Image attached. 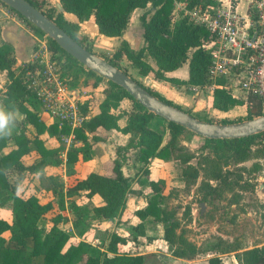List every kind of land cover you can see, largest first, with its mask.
<instances>
[{
    "label": "trees",
    "instance_id": "16d2710c",
    "mask_svg": "<svg viewBox=\"0 0 264 264\" xmlns=\"http://www.w3.org/2000/svg\"><path fill=\"white\" fill-rule=\"evenodd\" d=\"M26 1L42 11L50 19H53L75 41L92 52L85 39L78 37V24L69 22L65 19L63 13L57 12L54 8L46 10V0ZM59 1L66 13L74 14L81 22L94 16L99 32L106 37H122L128 29L134 12L143 10L140 21L143 28L144 44L138 50H134L127 42H122L113 58L106 59L117 68L121 69L118 61L122 55H126L142 77L153 73L156 79L167 81L175 86L203 88L213 83L207 75L208 67L211 63V54L203 48V42L209 36L208 32L204 28L193 25L187 18L181 17L173 23L174 0ZM184 1H188L189 7L202 2L212 3V0ZM15 13L34 31L45 36L28 20L17 12ZM49 48L50 59L61 66V75L63 77L64 67H68L69 63L73 65L72 60L69 59L71 57L52 40H50ZM12 52V48L9 45H5L0 49V71L7 72L8 76V82L5 86L4 114L9 118L8 123L14 122L16 112L24 115V120L27 124L26 128L31 126L34 128L35 134L31 138L27 136L25 131H22L15 137L16 148L7 154H2V151L8 145V138L4 133H0L1 187H9L6 178L8 171L17 169L19 171L26 170L30 174H38L45 172L49 166L56 165L58 163V155L64 149V145L59 140L60 136H68L72 132L75 139L67 153V164L70 171L69 175L73 177L72 174L74 172L72 169L81 162L91 159V142L94 138L90 139L89 134L99 129L102 131L112 128L117 129V121L121 116L116 117L110 111L118 106L122 98H129L134 102L135 107L130 114H125L128 117V121L127 127L122 132L131 134V139L125 149H138L137 157L144 167L141 170V180L138 183L142 186L143 191L151 192V197L148 198L146 206L135 212V216L140 222L133 226V230L139 236H145L144 223L148 219L161 222L164 225L163 240L169 245L171 255L178 259L190 261L200 254L213 253L216 256L210 258L208 263L224 264L219 256L234 253L238 264H264V245L241 251L239 247L221 237L209 242L206 247L197 246L185 238L177 240L176 224L172 219L165 218L164 210L161 207L160 200L162 193L166 189V182L162 178H154V171L149 167L153 159H166L170 153L169 144L163 145L165 133L150 128V123L157 117L156 115L149 113L124 89L107 81L111 88L110 92H108H112L115 95V101L113 102L112 99L109 100L107 97L100 104V108H106V113H101L91 118L83 126L74 130L67 126L59 128L57 124L48 125L36 110V106L32 105V103H37L35 96L26 89L21 78L20 72H25L32 67L22 62L20 72H18L15 65L16 62L11 58ZM148 57L155 62V67L146 61ZM73 61L80 65L76 60L73 59ZM185 64H188L189 67L188 80L166 76V73L175 71ZM82 69L87 75V79L82 86L84 89H93L95 84L105 81L104 78L87 68L82 66ZM124 72L128 74L127 71L124 70ZM89 77L94 79L95 84L90 82ZM137 82L160 100L179 107L156 90L139 81ZM216 84L225 86L227 80L217 79ZM76 86L72 85V87ZM109 96L111 97V94ZM89 103L91 104L89 101L85 102L82 106L84 114H87L90 109ZM247 103L248 120L264 114L259 98L248 96ZM243 104L244 101L234 97L231 90L224 88H216L214 90V107L220 111H228L237 105ZM200 116V114L199 116L195 115L196 118L202 121L212 122ZM165 122L172 139L177 137L181 129H185L179 125ZM222 123L227 124L228 122L223 121ZM45 134L57 138L60 145L56 148L47 147L41 138ZM194 135L205 143H216L223 147L229 145L233 148L237 163H241L252 158L251 143L255 138L264 135V133L237 140H209L196 134ZM33 149L36 153L34 161L24 164V158ZM181 163L183 165L184 190L185 193H189L199 177V170L191 164V157L189 156L182 158ZM212 177L214 180H220L221 174L218 171ZM130 186L129 179L123 174L121 160H115L110 175L91 173L84 178L75 180L74 184L67 189L66 194H64L63 190L59 192L60 203L58 211L54 208L53 202L43 204L36 194L28 196L15 195L11 202L12 221L8 222L0 217V264H144L143 255L121 252L119 245L124 243L125 239L117 233L111 235L110 242L105 250L92 245L84 239L80 241L77 239L72 240V236L69 233L71 226L73 229L78 228L83 216L81 206L73 199L74 196L100 197L103 204L96 209L97 217L102 220L112 221L124 207L126 196L130 193ZM200 189L204 191L203 197L210 202L216 203L220 197L218 185L205 184ZM13 191L16 192L15 189ZM65 196L68 198L67 200ZM1 206L0 202V209ZM67 209L71 211V218L66 214ZM189 212L190 209L188 210ZM43 220L50 222L49 230H44L40 226ZM29 241L32 242L31 254L29 257H24L22 252L26 249Z\"/></svg>",
    "mask_w": 264,
    "mask_h": 264
},
{
    "label": "rangeland",
    "instance_id": "374dc122",
    "mask_svg": "<svg viewBox=\"0 0 264 264\" xmlns=\"http://www.w3.org/2000/svg\"><path fill=\"white\" fill-rule=\"evenodd\" d=\"M51 8L47 2L45 9ZM140 14L142 15L143 11ZM0 21H8L10 29L14 31L20 29V26L17 25V22H19L31 32L32 45L35 46L37 52L43 51V41H46L45 47L49 51L51 39L34 31L20 16L2 3H0ZM69 59L72 60L73 65L69 63V68L64 67L63 77L70 86H83L87 75L83 71L82 65L74 63L75 61L72 58ZM146 61L155 67V62L151 58H146ZM23 63L27 64L26 62ZM21 64L16 66L18 72H20ZM123 69L127 71L130 77L146 85V80L134 69L128 67H123ZM20 74L22 78L24 72L22 71ZM7 82V73L4 75L0 72V87L2 88L0 89V111L3 113L5 112L4 99ZM85 89L92 93L97 91L104 96L102 101L95 99V97L91 98L93 99L90 101L91 104L103 103L107 97L109 100L115 101V95L112 92L109 93L111 88L104 81L95 85L93 89ZM110 94L111 97L109 96ZM160 94L174 105H178L182 110L194 116H199V112L193 113V109H190L191 107L186 104L187 94L184 91L178 90L173 93L168 91V93L162 92ZM36 102L32 103V105L36 106L39 114L42 117H48V114L40 109L37 100ZM94 105L90 106V108H94ZM98 111L100 112L99 114L107 112L106 108H99ZM24 119V115L16 112L14 122L8 123L4 131L8 138L6 153L16 147L15 137L22 131H25L28 137H34V128L31 126L26 128L27 124ZM150 128L163 131L165 133L163 145L169 144L170 147V153L166 159L155 158L150 162L149 167L154 171V178H162L166 182V189L161 195V207L164 210L165 218L172 219L176 224L177 240L185 238L197 246L206 247L209 242L221 237L239 247L241 251L264 244V135L252 141V158L248 161L237 163L232 147L229 145L223 147L216 143H205L187 129H181L177 137L172 139L167 123L162 118H154L150 123ZM92 138L95 141L101 140L103 137L93 136ZM97 143L96 141L92 145V150H94ZM58 144L60 145L59 141ZM137 152L138 150L131 149L130 151L126 150L125 147L118 146L115 149H110L109 147L105 149L102 171L112 173L110 172V167L113 164L112 162H114L113 157L116 160H121L123 174L129 179L131 184L130 193L126 196L124 207L112 221L102 220L97 217L96 209L103 204L100 197L74 196L73 199L81 206L83 216L78 228H72L69 231L72 240L77 238L84 239L92 245L105 250L110 242L111 235L117 233L125 239V242L119 245L121 252L136 255L145 253V264H187L185 262L170 263L172 255L169 245L163 240L164 225L161 222L148 219L144 223L145 236H139L133 230V226L140 222L135 216L136 210L145 207L148 198L151 197V192L143 191L142 186L138 183L141 180V170L144 167L138 160ZM132 155L135 157H131ZM35 156L36 153L33 149L24 158V164L31 163ZM187 156L191 157V164L199 170V177L189 193H185L184 190L183 165L181 163V159ZM60 161L59 154L58 163L52 168L53 172L47 168L37 178L31 177V175L25 176L19 172L8 174L7 177L13 185L9 184L8 188H3L0 185V202L2 204L0 217L8 221L13 218L10 215L9 203L15 195L28 196L37 194L39 189H41L40 195L45 193L41 201H46L52 197L47 195L48 191L53 193L52 202L55 205L54 208L58 211L60 203L59 192L64 189V186H72L74 184V181L68 178L70 173L68 169L65 185ZM72 171L74 172L72 175L76 177V167ZM80 171L84 172L83 175L90 174L83 166L82 170H78L79 173ZM218 171L221 174L220 180H214L212 176ZM37 181H40L41 184H38ZM205 184L219 186L220 197L216 203L210 202L203 197L204 191H201L200 188ZM13 188H15L16 192L13 191ZM202 204H204V212H202ZM189 209L190 212L188 213ZM47 224L48 221L43 220L40 226L44 230H49L48 228L50 227ZM31 247L32 242L29 241L26 249L22 252V256L29 257ZM215 256L216 254L213 253H204L188 262L190 264H209V259ZM219 257L224 264H238L234 253L223 254Z\"/></svg>",
    "mask_w": 264,
    "mask_h": 264
},
{
    "label": "built area",
    "instance_id": "2783aa9c",
    "mask_svg": "<svg viewBox=\"0 0 264 264\" xmlns=\"http://www.w3.org/2000/svg\"><path fill=\"white\" fill-rule=\"evenodd\" d=\"M174 2L173 23L187 18L208 32L203 48L211 54L209 80H227L221 88L231 90L234 97L259 98L264 113V0H212L193 7L188 1ZM45 42L43 51L27 63L32 68L24 72L22 80L52 124L74 130L87 120L82 106L90 94L68 84L61 75V66L51 61ZM63 138L70 144L75 136L72 132Z\"/></svg>",
    "mask_w": 264,
    "mask_h": 264
},
{
    "label": "crops",
    "instance_id": "0c3cea01",
    "mask_svg": "<svg viewBox=\"0 0 264 264\" xmlns=\"http://www.w3.org/2000/svg\"><path fill=\"white\" fill-rule=\"evenodd\" d=\"M50 6L54 9H56L57 12H61L59 9V6H62L60 4L59 0H46ZM143 10H137L134 12L133 17L130 20V24L128 26V29L126 30V32L124 33V35L122 37H106L104 35H102L99 32L98 26L95 23V18L94 16H91L88 20L86 21H79L78 18L74 15V14H70V13H66L61 12L64 14V17L66 20H68L69 22L72 23H76L79 25V31H78V37L79 38H83L86 41V44L90 47V49L92 50L93 53L97 54L98 56L104 58V59H108V58H113V56L116 54V52L119 50L122 42H127L129 44V46L134 49V50H138L139 48H141L144 44V37H143V28L141 26V21H140V12L142 13ZM137 13V14H136ZM136 15V16H134ZM14 21V20H13ZM17 25L20 26V29H17L18 31H15L10 29L9 27V22L8 21H0V49L5 46V45H9L12 48V55L11 58L13 60H15L16 62V66L20 65L22 62H26V63H32L35 57V54L37 53V51L35 50V46L32 45V39H31V32H29L27 30V28L23 27L19 22H17ZM18 28V27H17ZM13 32L15 34L16 39L14 40L13 43H11L6 34L8 32ZM119 66L121 67V70L123 69V67H128L130 69H134L138 74V70L133 66L132 62L126 57V55H122V57L120 58V60L118 61ZM154 67V66H153ZM124 70V69H123ZM1 72V71H0ZM2 74L5 75V73L7 72H1ZM140 75V74H139ZM167 77H172V78H178L181 80H188L189 78V67L188 64H185L184 66H182L181 68L172 71V72H168L166 73ZM90 78V77H89ZM146 80V86L156 90L159 93L162 92H167L168 91L170 93L173 92H177L179 91H184L187 95H186V104L191 107L190 109H194L196 106V103L199 99H203L205 102V106L203 108L202 111H199V114L201 115L200 117H202L203 119L206 120H210L212 122H216L219 124H223V121H227L228 123H232V122H241V121H246L248 120V103H247V97L246 96H240L238 97V99H241L244 101L243 105H237L233 108H231L228 111H220L218 109H216L214 107V90L216 88L222 89L221 85H217L216 81L213 82L212 84H209L203 88L200 87H192V86H175L172 85L171 83L167 82V81H163V80H158L154 77L153 73H150L148 76L143 77ZM86 80V79H85ZM84 80V81H85ZM90 82L95 84L94 79L91 77ZM103 81L99 82L102 83ZM105 83H108L106 80L104 81ZM97 83V84H99ZM215 83V84H214ZM95 84V85H97ZM145 85V84H144ZM109 86V84H108ZM76 87H82V85H77ZM2 89V88H1ZM86 90V89H85ZM87 91V90H86ZM88 92V91H87ZM90 94L89 99L86 102H90V100H93L91 98L95 97V99H100V101H102L104 98V96H102V93H99L97 91H93L92 92H88ZM100 104L101 103H96V105H94V103L90 104L89 106H95L94 108H90L89 111L87 112V120L89 121L91 118L97 116L100 112L97 110H99L100 108ZM135 107V104L132 100H130L129 98H122L119 101V104L117 107L112 108L110 113L114 116H121L119 118V120L117 121V129H110V130H106V131H102V130H97L92 134H89V137L92 139L93 136L97 137H103L101 140H93L91 142L92 145L95 144V142L97 141V145L94 148V150H92L91 152V159L89 161H84L81 162L80 164H78L76 166V177H70L69 175V179H71L72 181L75 182V180L77 179H81L86 177L87 175H83V171H80V173L78 172L79 169L82 170V166L84 167V169L88 172L91 173H96V174H101V175H110L111 173L106 172V171H102L103 166H102V161L104 158V154H105V149L106 148H110V149H115L117 146L118 147H126L131 139V134L129 133H123L122 130L125 129L127 127V121H128V117L125 114H130L133 109ZM42 113V112H41ZM97 114V115H96ZM41 116V114H40ZM45 119V121L47 122L48 125L52 124V121L50 120V117H43ZM156 118V117H155ZM46 146L49 148H56L59 146L58 144V139H56L55 137H51L48 134H45L44 136L41 137ZM63 136H60V142L61 144L64 145V149L59 153L60 154V168L62 171V178L64 179V183L66 185L67 182V170H68V164H67V153L68 150L71 148L74 139L72 140V142L70 144H66V142L63 140ZM55 143H57L55 145ZM16 148V147H15ZM13 148V149H15ZM6 149V148H5ZM5 149L3 150V154H7L9 152H5ZM131 151V149H129ZM134 150H138V149H134ZM129 154V153H128ZM127 154V155H128ZM131 155V154H130ZM36 157V156H35ZM131 157H135V156H131ZM113 160L115 161V157H113ZM34 161V160H33ZM113 163V162H112ZM53 166L55 165H51L49 166V170H52ZM112 166L113 164H111L110 167V172H112ZM19 172L21 174H24L25 176L31 175V177H38L41 173L38 174H30L28 171H19L17 169H13L11 171H8L6 173V178L7 181L10 185L11 184L10 180L8 179V174L11 173H16ZM43 173V172H42ZM38 184H41L40 181H37ZM70 186H64L63 192L64 194H66L67 189ZM15 189V188H13ZM40 191L41 189H39V192L36 194L40 200H42L43 195H45V193H43V195H40ZM47 195L52 196L50 197V199L48 198L46 201H40L41 203L45 204L47 202H52L53 200V193L51 191L47 192ZM66 198V196H65ZM68 198H66L67 200ZM11 202L9 203V208L11 210ZM66 214L68 215L69 218H71V211L69 209L66 210ZM11 217H13L12 214V210L10 212ZM13 218H11L12 220ZM11 220H7L8 222H11ZM42 223V222H41ZM41 225V224H40ZM48 227H50V222H48ZM46 225V226H47ZM49 229V228H48ZM72 229V226L71 228ZM223 236V235H222ZM77 240H82L77 238ZM264 245V244H262ZM260 245V246H262ZM148 247V246H147ZM138 255H143L144 256V264L146 262V254L145 253H139ZM172 262H185L187 264H190V262H188V260H184V259H178L175 257H171L170 259V263Z\"/></svg>",
    "mask_w": 264,
    "mask_h": 264
},
{
    "label": "water",
    "instance_id": "95a60500",
    "mask_svg": "<svg viewBox=\"0 0 264 264\" xmlns=\"http://www.w3.org/2000/svg\"><path fill=\"white\" fill-rule=\"evenodd\" d=\"M0 3L28 20L83 67L121 87L149 113L167 122L179 125L209 140H237L264 133V114L254 119L227 124L202 121L179 107L170 105L152 95L123 70L80 45L59 27L53 19H50L28 1L0 0ZM59 9L64 12L62 6H59ZM6 36L11 43L16 39L15 34L10 31ZM204 106V100L199 99L193 109V113L202 111ZM202 212H204V204H202Z\"/></svg>",
    "mask_w": 264,
    "mask_h": 264
},
{
    "label": "clouds",
    "instance_id": "9594fccd",
    "mask_svg": "<svg viewBox=\"0 0 264 264\" xmlns=\"http://www.w3.org/2000/svg\"><path fill=\"white\" fill-rule=\"evenodd\" d=\"M9 118L2 111H0V133H4L8 126Z\"/></svg>",
    "mask_w": 264,
    "mask_h": 264
}]
</instances>
